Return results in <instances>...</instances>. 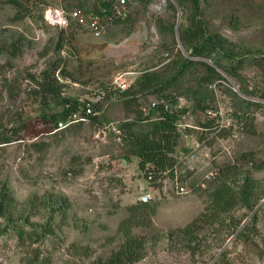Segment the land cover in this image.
I'll return each mask as SVG.
<instances>
[{"label": "rangeland", "instance_id": "374dc122", "mask_svg": "<svg viewBox=\"0 0 264 264\" xmlns=\"http://www.w3.org/2000/svg\"><path fill=\"white\" fill-rule=\"evenodd\" d=\"M157 1L91 30L74 18L52 24L47 9L89 13L101 0H0V189L14 203V219L0 216V264L101 263L131 216L146 241L132 264H264V0H198V12ZM199 21L225 38L220 54L235 56L222 62L236 75L185 48L179 29ZM121 75L128 89L98 101L96 119L53 126L69 99L88 100ZM154 102L176 111L180 134L160 182L139 168L130 138L159 118L137 117ZM248 177L253 208L218 212L215 189L228 182L244 202Z\"/></svg>", "mask_w": 264, "mask_h": 264}, {"label": "trees", "instance_id": "16d2710c", "mask_svg": "<svg viewBox=\"0 0 264 264\" xmlns=\"http://www.w3.org/2000/svg\"><path fill=\"white\" fill-rule=\"evenodd\" d=\"M146 1V0H144ZM180 7L184 6L183 3H190L193 12H198L199 2L198 0H176ZM100 4L108 6L110 1L101 0ZM100 6V5H99ZM99 10V7L97 8ZM180 38L185 45V48L189 51L192 56H199L204 58H209L213 63L224 71L231 75H236V68L234 66H227L222 62V58L234 57L232 52L226 51L224 54H220V49L218 47V42L225 43V38L220 35H209L206 31L203 23L201 21L195 24V30L187 28H180ZM240 59V58H239ZM46 80L51 81L49 74L45 75ZM149 79V78H146ZM45 89V85L43 84ZM47 89V90H46ZM45 91H51L54 94H60V90L52 86V83H47ZM49 91V92H50ZM156 103V102H155ZM67 107H65L61 112L51 115V120L54 122L53 126H57L60 120H66L69 114L79 110L82 101L79 99H69L67 101ZM143 109L139 108L137 111L138 119H152L151 115L157 114L159 118L153 120L150 123L148 129L142 130L139 134H130V138H134V149L133 154L139 159L138 166L145 172V176L148 177L150 173L154 174V178H158L156 172L161 175L164 171H167L173 166L174 153L180 134L177 131L178 124V114L172 109L168 104L156 103L154 107L150 108V114L143 115ZM90 115V118L96 119V117ZM211 123V122H210ZM209 123V124H210ZM124 125V124H123ZM126 128L128 129L131 124L127 123ZM129 126V127H128ZM53 128L47 127L42 131L49 132ZM129 131V130H128ZM37 134L42 133L40 130H36ZM124 158L127 161H131L130 156L125 154ZM149 164L154 165L155 169H152ZM247 183L239 188V194L243 197L244 202H241L235 192L232 184L228 182H222L213 193V202L216 204L218 212L230 211L238 204L244 205L249 208H253L251 199L255 195L254 190L256 188V181L251 177L246 178ZM235 186V185H233ZM64 200L66 198H63ZM242 200V201H243ZM13 195L9 193L4 187L0 189V216H8V219H14L13 210ZM146 205V204H143ZM56 210H59V206H55ZM10 215V216H9ZM133 216L124 219L119 227V231H122L125 236V241L122 243L120 248L113 252L110 259L103 261L101 263L96 262V264H132L144 257L145 253V239L139 235H136L132 231V226L135 224L133 222ZM200 218H196L194 223H196ZM192 224L186 226L183 230L190 229ZM49 225L47 229H51Z\"/></svg>", "mask_w": 264, "mask_h": 264}, {"label": "built area", "instance_id": "2783aa9c", "mask_svg": "<svg viewBox=\"0 0 264 264\" xmlns=\"http://www.w3.org/2000/svg\"><path fill=\"white\" fill-rule=\"evenodd\" d=\"M110 1L108 6L100 4L99 10H93L89 13L83 12L81 10H74L70 12V16L67 10L64 8H52L49 7L46 13V20L52 24L68 25L69 18H74L79 25L86 27L91 30H100L105 25L128 18L132 12L133 6L139 0H106ZM150 1V0H146ZM167 0H158L153 4L159 10H162ZM129 87V81L127 77L123 75L118 76L112 85L102 88L99 90L95 96L89 98L88 100H83L79 110L69 114L66 120H60L57 123V129H63L67 127L70 123L77 119L86 121L90 118V115L95 114V104L103 98H106L116 91H126ZM116 94V93H115ZM156 103L154 102V105ZM153 169V168H152ZM167 171H164L166 173ZM162 175V174H161ZM149 182L161 181V178H154V174L150 173L147 177ZM152 198L150 190L142 188V195L140 196V201L147 203Z\"/></svg>", "mask_w": 264, "mask_h": 264}, {"label": "water", "instance_id": "95a60500", "mask_svg": "<svg viewBox=\"0 0 264 264\" xmlns=\"http://www.w3.org/2000/svg\"><path fill=\"white\" fill-rule=\"evenodd\" d=\"M179 40H180V38H179ZM124 161L127 162V160L125 158H124Z\"/></svg>", "mask_w": 264, "mask_h": 264}, {"label": "clouds", "instance_id": "9594fccd", "mask_svg": "<svg viewBox=\"0 0 264 264\" xmlns=\"http://www.w3.org/2000/svg\"><path fill=\"white\" fill-rule=\"evenodd\" d=\"M148 166H151V164H149ZM147 178V177H146Z\"/></svg>", "mask_w": 264, "mask_h": 264}]
</instances>
